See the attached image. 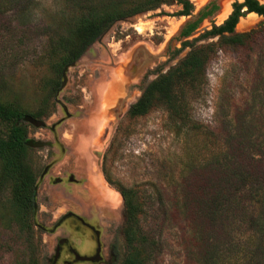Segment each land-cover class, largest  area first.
Instances as JSON below:
<instances>
[{
  "label": "rangeland",
  "instance_id": "374dc122",
  "mask_svg": "<svg viewBox=\"0 0 264 264\" xmlns=\"http://www.w3.org/2000/svg\"><path fill=\"white\" fill-rule=\"evenodd\" d=\"M184 1L187 14L171 0L114 21L68 67L59 91L62 69L50 54L48 35L61 0H34L25 14L0 15V99L24 113V158L36 174L28 229L7 226V193L0 192V264H79L81 247L71 229L81 225L64 218L68 211L84 220L88 212L97 214L101 260L95 264H123L133 248L119 190L131 197L132 229L158 242L146 264H203L197 207L184 199V182L222 149L216 133L236 125L247 128L242 136L250 134L264 154V17L239 18L235 33L247 37L235 44L228 33L208 36L233 0ZM210 3L216 9L198 24L207 28L180 37ZM194 49L204 54L194 84L175 80L168 102L154 99L142 114L128 111L148 83L174 74ZM131 65L136 71L130 75ZM251 208L254 216L258 208ZM248 221L231 226L230 238L242 249L251 234Z\"/></svg>",
  "mask_w": 264,
  "mask_h": 264
},
{
  "label": "trees",
  "instance_id": "16d2710c",
  "mask_svg": "<svg viewBox=\"0 0 264 264\" xmlns=\"http://www.w3.org/2000/svg\"><path fill=\"white\" fill-rule=\"evenodd\" d=\"M168 1L171 0H61V13L56 15L55 30L48 35L50 54L58 57L61 70L76 61L114 21L151 10ZM175 1L183 4L182 13L187 14L190 4L184 0ZM33 4L34 0H0V15L8 11L25 14L32 10ZM212 9L203 12L183 35L192 31ZM238 15V12L233 13L208 33L227 32L230 34L228 41L242 44L247 37L245 34L231 35ZM203 59V51L194 49L178 63L174 74L167 73L151 81L130 113L146 112L154 99L168 102L175 80L180 85L194 84ZM23 117L18 105L0 99V192L7 193L3 200V206L11 214L7 226H17L20 231L28 229L34 222L36 209L33 202L36 174L24 158L27 132L26 126L19 122ZM1 123L6 124V128ZM240 127L236 125L224 134L216 133L222 149L216 152L213 160L200 162L193 172L194 177L184 182V199L194 201L197 207L201 226L200 233H197L203 250V264H264V154L250 134L242 136L241 130L248 132L247 128ZM249 137L250 142L245 144ZM119 193L128 224L125 232L133 248L123 264H146L147 256L151 257L157 251L158 242L154 236L132 229L134 210L131 197L123 190ZM252 206L258 208L254 216ZM243 221H248L251 229L244 249L230 238L233 235L231 226L238 228L239 222Z\"/></svg>",
  "mask_w": 264,
  "mask_h": 264
},
{
  "label": "flooded vegetation",
  "instance_id": "af4514ba",
  "mask_svg": "<svg viewBox=\"0 0 264 264\" xmlns=\"http://www.w3.org/2000/svg\"><path fill=\"white\" fill-rule=\"evenodd\" d=\"M213 7H214V9H212ZM209 9H212V11L210 13V14H212L213 11L216 9V5L214 3H210V4H208L207 8L205 6L202 10H200L198 12L197 18L195 20H193L192 22H195L199 17H201L203 12H205V11H207ZM182 10H184V7L182 8ZM235 12H238L239 15H238L236 23L234 24L233 31L231 32V35H235L236 34L235 33L236 24H237L239 18H241L242 16L247 15V14H256L258 16L264 17V0H241V1L233 0L232 3H231V10L228 13V15L225 17V19L220 24L214 25L213 28L215 26L221 25L230 15H232ZM210 14L205 15L204 17L209 16ZM204 17H202V19ZM192 22L187 23L181 29V31L179 32V36L180 37H186V36H189L190 34H193V33L194 34H198L199 32L203 31L205 28H207V25L198 27V24H199V22H198L196 27L192 31H190L187 35H183V32L186 29H188V26ZM261 24H264V21H262ZM211 30H209V31H211ZM224 33H227V32H224ZM238 34H241V33H238ZM210 35H219V34H209L208 36H210ZM135 71H136V66L135 65H131L130 68L127 70V72L130 75L132 73L134 74ZM148 85H149V83L144 87V89L142 90V92H141L140 96L138 97V99H136V101L132 105L129 106V108H128L129 112H130L131 107L133 105H135L137 103V101L140 99V97L142 96L143 92L146 90ZM58 91H59V88H58ZM64 110L66 111L65 107H64ZM68 177H69V175L67 174V178L66 179H67V181L69 183H76V182L73 181V178L71 176L69 178ZM62 179H63V177L58 179V182L59 181L61 182ZM88 215H89V220H84L80 216L75 215V214H73L72 212H69V211L64 216V218L67 217V216L70 217L73 221H75L76 223L81 225V227L80 226L79 227L75 226V227H72V229H71V232H72L71 234L76 233V235L78 236L77 237V241H78L79 247H81L80 256L78 254H75V258L77 260H79L77 262L79 264L81 263L80 261L87 262V264H95V263H97V262H99L101 260L99 232L94 227V223L96 222L95 219H97L96 218L97 214H95V212L92 211V212H88ZM71 248L72 247L70 245H67V247H66V249L68 251L69 250L72 251ZM68 264H70V263H68Z\"/></svg>",
  "mask_w": 264,
  "mask_h": 264
},
{
  "label": "water",
  "instance_id": "95a60500",
  "mask_svg": "<svg viewBox=\"0 0 264 264\" xmlns=\"http://www.w3.org/2000/svg\"><path fill=\"white\" fill-rule=\"evenodd\" d=\"M75 62H72V63H69L67 65H65L62 70H61V82H60V86H59V90L63 87V85L65 84V81H66V71L68 69L69 66H72L74 65ZM56 101L58 102V100L56 99ZM25 117V116H24ZM23 117V118H24ZM29 120H33L32 118L30 117H27ZM35 122V121H34ZM35 125H40L38 122H35ZM35 193H36V186L34 187V191H33V202H34V205H35Z\"/></svg>",
  "mask_w": 264,
  "mask_h": 264
}]
</instances>
